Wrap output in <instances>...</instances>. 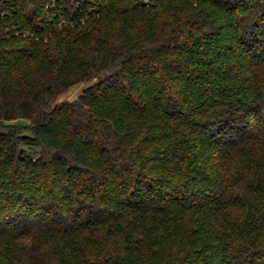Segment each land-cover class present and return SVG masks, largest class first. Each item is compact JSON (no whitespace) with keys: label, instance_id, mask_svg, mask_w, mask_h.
I'll list each match as a JSON object with an SVG mask.
<instances>
[{"label":"trees","instance_id":"1","mask_svg":"<svg viewBox=\"0 0 264 264\" xmlns=\"http://www.w3.org/2000/svg\"><path fill=\"white\" fill-rule=\"evenodd\" d=\"M12 1L0 264H264V0Z\"/></svg>","mask_w":264,"mask_h":264},{"label":"built area","instance_id":"2","mask_svg":"<svg viewBox=\"0 0 264 264\" xmlns=\"http://www.w3.org/2000/svg\"><path fill=\"white\" fill-rule=\"evenodd\" d=\"M3 1H5V3H8L10 1L13 2L12 0H3ZM59 3L60 0H48L45 3V8L51 10L57 9L58 12L54 13L55 16H57V21L55 22L54 25L56 28H63L64 26L71 24L72 21L69 18H67V16L62 12L61 5ZM69 3L79 5L80 0H69ZM15 18L16 16L13 11L11 12L10 9L5 8L4 6H2V4H0V29L5 27L7 31L11 30L13 34L16 36H23V37L32 36L33 34L31 30L29 28L23 27L21 24H19V21L16 20ZM52 18H54V16Z\"/></svg>","mask_w":264,"mask_h":264},{"label":"rangeland","instance_id":"3","mask_svg":"<svg viewBox=\"0 0 264 264\" xmlns=\"http://www.w3.org/2000/svg\"><path fill=\"white\" fill-rule=\"evenodd\" d=\"M95 79H89L86 81H81L73 86H71L67 91H65L62 95L59 96L58 100H72L78 97L80 93H82L87 87L95 83Z\"/></svg>","mask_w":264,"mask_h":264}]
</instances>
